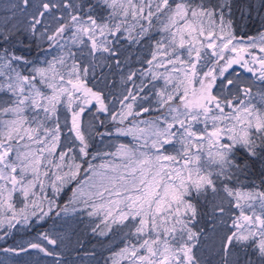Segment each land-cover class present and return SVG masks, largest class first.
<instances>
[{
    "label": "snow or ice",
    "instance_id": "snow-or-ice-1",
    "mask_svg": "<svg viewBox=\"0 0 264 264\" xmlns=\"http://www.w3.org/2000/svg\"><path fill=\"white\" fill-rule=\"evenodd\" d=\"M9 237L24 264H264V0H12Z\"/></svg>",
    "mask_w": 264,
    "mask_h": 264
},
{
    "label": "rangeland",
    "instance_id": "rangeland-1",
    "mask_svg": "<svg viewBox=\"0 0 264 264\" xmlns=\"http://www.w3.org/2000/svg\"><path fill=\"white\" fill-rule=\"evenodd\" d=\"M236 71L237 73H239L241 70L237 68ZM255 90L256 89H254V91ZM45 227H48V225H45ZM31 235H35V233L31 232V230H29V234H26L24 231L14 233L15 241H19L21 239H29L31 238ZM13 245H14V240L11 237H9L7 241H0V248H7ZM34 258L35 257H24L23 255L16 256L12 253L0 251V264H24L25 260L34 259Z\"/></svg>",
    "mask_w": 264,
    "mask_h": 264
},
{
    "label": "trees",
    "instance_id": "trees-1",
    "mask_svg": "<svg viewBox=\"0 0 264 264\" xmlns=\"http://www.w3.org/2000/svg\"><path fill=\"white\" fill-rule=\"evenodd\" d=\"M12 0H0V16L5 14V9L10 5ZM10 14V13H8ZM245 31L248 33V35L255 34L256 28L249 24L248 27L245 29ZM243 35V33H241ZM101 131H104L105 129H100ZM131 140V138H121L120 142L128 143ZM107 143V141H106ZM104 151H109L110 149L104 148ZM50 223V222H49Z\"/></svg>",
    "mask_w": 264,
    "mask_h": 264
}]
</instances>
